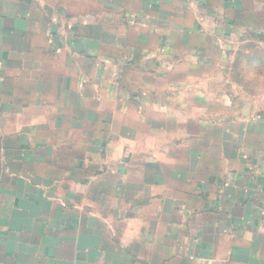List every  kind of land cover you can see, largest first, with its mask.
I'll return each mask as SVG.
<instances>
[{
  "label": "crops",
  "instance_id": "1",
  "mask_svg": "<svg viewBox=\"0 0 264 264\" xmlns=\"http://www.w3.org/2000/svg\"><path fill=\"white\" fill-rule=\"evenodd\" d=\"M264 0H0V263L264 264Z\"/></svg>",
  "mask_w": 264,
  "mask_h": 264
},
{
  "label": "built area",
  "instance_id": "2",
  "mask_svg": "<svg viewBox=\"0 0 264 264\" xmlns=\"http://www.w3.org/2000/svg\"><path fill=\"white\" fill-rule=\"evenodd\" d=\"M261 47H262V49L264 51V40L262 41ZM0 264H3V263H0Z\"/></svg>",
  "mask_w": 264,
  "mask_h": 264
}]
</instances>
